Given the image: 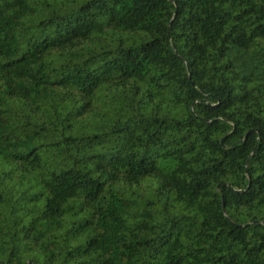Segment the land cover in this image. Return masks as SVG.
<instances>
[{
    "label": "trees",
    "instance_id": "16d2710c",
    "mask_svg": "<svg viewBox=\"0 0 264 264\" xmlns=\"http://www.w3.org/2000/svg\"><path fill=\"white\" fill-rule=\"evenodd\" d=\"M0 264H264V0H0Z\"/></svg>",
    "mask_w": 264,
    "mask_h": 264
}]
</instances>
